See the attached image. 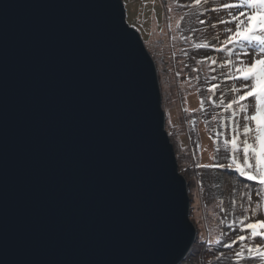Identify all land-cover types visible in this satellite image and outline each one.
<instances>
[{"label":"water","instance_id":"95a60500","mask_svg":"<svg viewBox=\"0 0 264 264\" xmlns=\"http://www.w3.org/2000/svg\"><path fill=\"white\" fill-rule=\"evenodd\" d=\"M165 124L124 0H0V264H181L198 229Z\"/></svg>","mask_w":264,"mask_h":264},{"label":"rangeland","instance_id":"374dc122","mask_svg":"<svg viewBox=\"0 0 264 264\" xmlns=\"http://www.w3.org/2000/svg\"><path fill=\"white\" fill-rule=\"evenodd\" d=\"M124 2L127 21L139 29L157 63L162 107L166 112L165 128L174 145L179 171L188 182L190 217L198 229V239L181 264H237L233 251L223 247V243L232 244L233 249L239 251L245 246L253 247L264 239L252 238L250 230L240 233L237 219L241 215L239 204L245 190L264 192V186L258 181L240 177L234 169L216 166L222 162L217 158V150H223L224 135L227 133L230 138L233 123L231 114L226 113L220 103L221 97L225 103L233 98L229 90L232 81L219 65L222 57L229 58L227 49L235 47L237 53L242 50L237 46L239 40L235 44H222L226 38L223 32L225 26L218 23V18L229 17L213 9L220 3H239V0ZM262 19L264 15L261 13L254 15L245 35L258 30ZM212 24H216V28H212ZM217 33L220 39L213 40L212 36ZM203 43H208L209 47H194ZM217 48L225 50L217 51ZM253 52L250 50L249 55ZM239 59L246 61L244 56ZM213 60L216 62L213 63ZM211 87L216 91L209 92ZM235 119L240 120V115ZM225 121L227 127H221ZM228 154L231 155L230 152ZM233 178L237 181L235 185L232 184ZM241 185L247 186L246 189ZM230 200H235L236 204H230ZM233 220H236L235 225ZM257 230L264 231L262 228ZM239 234H245L246 240L239 241ZM217 240H221L222 244H217ZM251 264L260 262L252 260Z\"/></svg>","mask_w":264,"mask_h":264},{"label":"snow or ice","instance_id":"6c2138e0","mask_svg":"<svg viewBox=\"0 0 264 264\" xmlns=\"http://www.w3.org/2000/svg\"><path fill=\"white\" fill-rule=\"evenodd\" d=\"M213 11L223 12L229 17V19L218 18V23L225 26L223 32L226 38L222 44H235L239 40L237 46L242 50L237 53L235 47L227 49L229 58L222 57L219 65L222 70H225L226 77L232 81L229 90L233 98L225 103L224 98L221 97L220 103L224 106L225 112L231 114L233 123L230 138L227 133L224 135L223 150L219 148L217 150V158L222 162L216 166L234 169L240 177L258 181L264 186V19L258 30L245 35L253 16L258 12L264 15V0L220 3ZM229 24L232 26H228ZM216 26V24L211 25L212 28ZM212 39L219 40V33L213 35ZM194 47L208 48L209 44H195ZM222 50L225 49L217 48V51ZM250 50H254L251 56L249 55ZM240 56L246 57V61L240 60ZM215 62L213 60V63ZM208 91L215 92L216 89L211 87ZM238 114L240 120L235 119ZM221 127L226 128L227 122L225 121ZM241 136L243 139H240ZM199 167L211 166L199 165ZM232 184H237L234 178ZM241 187L246 189L247 186L241 185ZM229 203L235 205L236 201L230 200ZM239 209L241 215L237 219L240 233H247L250 230L252 238L264 237V231L257 230L258 228L264 229V192L253 193L245 190ZM232 224L235 225L236 220H233ZM238 240L245 241L246 235L239 234ZM216 243L222 244V241L217 240ZM222 246L233 251L237 264H251L252 260H258L260 264H264V239L253 247L245 246L239 251H235L233 245L226 242Z\"/></svg>","mask_w":264,"mask_h":264}]
</instances>
